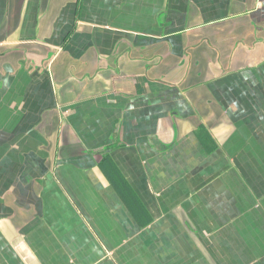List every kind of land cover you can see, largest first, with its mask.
Wrapping results in <instances>:
<instances>
[{
	"label": "crops",
	"instance_id": "0c3cea01",
	"mask_svg": "<svg viewBox=\"0 0 264 264\" xmlns=\"http://www.w3.org/2000/svg\"><path fill=\"white\" fill-rule=\"evenodd\" d=\"M0 264H264V0H0Z\"/></svg>",
	"mask_w": 264,
	"mask_h": 264
}]
</instances>
